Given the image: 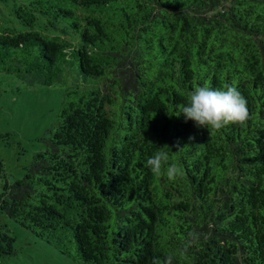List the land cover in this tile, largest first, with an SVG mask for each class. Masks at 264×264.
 <instances>
[{"label":"trees","instance_id":"16d2710c","mask_svg":"<svg viewBox=\"0 0 264 264\" xmlns=\"http://www.w3.org/2000/svg\"><path fill=\"white\" fill-rule=\"evenodd\" d=\"M13 12L22 27L0 24V72L64 90L24 175L10 181L0 161V210L79 264H264V0H28ZM203 85L236 86L247 122L186 120ZM163 146L174 180L146 167ZM14 242L0 228V255Z\"/></svg>","mask_w":264,"mask_h":264},{"label":"rangeland","instance_id":"374dc122","mask_svg":"<svg viewBox=\"0 0 264 264\" xmlns=\"http://www.w3.org/2000/svg\"><path fill=\"white\" fill-rule=\"evenodd\" d=\"M23 1L28 0H0V24L21 26L13 8ZM63 90L59 83L27 85L0 72V161L10 181L22 177L33 154L45 149ZM5 179L0 175V192ZM0 228L15 237V253L0 255V264H79L1 210Z\"/></svg>","mask_w":264,"mask_h":264},{"label":"clouds","instance_id":"9594fccd","mask_svg":"<svg viewBox=\"0 0 264 264\" xmlns=\"http://www.w3.org/2000/svg\"><path fill=\"white\" fill-rule=\"evenodd\" d=\"M247 103V99L234 85L215 89L208 85L194 86L181 112L186 120L194 121L198 127H206L209 131L220 130L229 123L243 126L250 116ZM165 146L147 158L146 167L157 177L166 176L168 180H174L182 175V169L177 163L170 162L169 152L164 150ZM176 147H180L179 143ZM189 235L191 237L194 234ZM187 250L186 244L182 254H186ZM172 260L173 256L170 254L167 264H172ZM152 264H161V262L158 258H153Z\"/></svg>","mask_w":264,"mask_h":264}]
</instances>
